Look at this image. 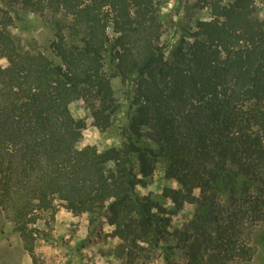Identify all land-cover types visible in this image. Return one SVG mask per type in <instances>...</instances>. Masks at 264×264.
I'll use <instances>...</instances> for the list:
<instances>
[{
    "label": "trees",
    "instance_id": "trees-1",
    "mask_svg": "<svg viewBox=\"0 0 264 264\" xmlns=\"http://www.w3.org/2000/svg\"><path fill=\"white\" fill-rule=\"evenodd\" d=\"M164 1L0 0V208L32 264H43L42 220L60 206L88 217L89 236L112 226L103 264L253 257L264 224V18L254 0H199L210 19L167 57ZM21 14L52 32L47 42L21 32ZM116 80L129 88L118 125ZM78 99L100 132L115 126L114 144L77 146L87 127L70 110ZM158 169L179 186L140 192ZM186 204L193 217L174 226Z\"/></svg>",
    "mask_w": 264,
    "mask_h": 264
},
{
    "label": "rangeland",
    "instance_id": "rangeland-1",
    "mask_svg": "<svg viewBox=\"0 0 264 264\" xmlns=\"http://www.w3.org/2000/svg\"><path fill=\"white\" fill-rule=\"evenodd\" d=\"M254 1L258 7V16L264 18V0ZM161 5L162 41L166 45L165 54L169 57L175 47L176 39L181 36V38L190 40L192 32L195 31L196 22L210 19V11L207 7H202L199 0H165ZM20 20L18 28L24 35L36 36L41 42H47L51 37L52 32L34 18L33 14L28 15L27 23ZM0 62L7 64L4 58H1ZM115 88L116 98L118 102L120 101L116 110V125H118L119 122L126 121L129 112L127 100L129 88L127 85L124 86L120 80H116ZM70 110L75 118H82L87 123L83 137L77 144L79 148L94 144L103 149L116 142L113 135L115 126L108 132H100L93 125L89 107L85 101L82 99L73 101L70 104ZM163 186L178 187L179 185L175 180L163 179L162 171L158 169L153 181L146 185H138L137 188L140 192L148 193L158 191ZM195 210L196 205L186 204L183 209L174 214L173 225L182 226L188 223ZM42 221L41 235L45 237L37 241L36 252L43 264H103L113 258L109 251L118 240L109 235L112 232V226L99 225L100 233L96 231L89 236L88 217L74 215L64 206L59 207L54 218L48 216ZM22 243L19 232L13 228L0 208V264H32ZM251 245L254 255L250 260L237 259L231 264H264V224L258 227L251 240ZM152 264H164V262L159 258Z\"/></svg>",
    "mask_w": 264,
    "mask_h": 264
}]
</instances>
